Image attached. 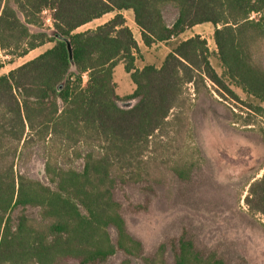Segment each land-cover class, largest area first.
<instances>
[{
  "label": "trees",
  "instance_id": "obj_1",
  "mask_svg": "<svg viewBox=\"0 0 264 264\" xmlns=\"http://www.w3.org/2000/svg\"><path fill=\"white\" fill-rule=\"evenodd\" d=\"M166 6L176 10L170 24ZM124 10L132 11L146 47L210 23L224 76L264 103V68L257 61L264 0H0L4 57L13 60L52 44L0 75V264H96L118 252L119 264H167L163 245L147 256L129 232L115 189L156 181L165 170L187 177L193 166L184 153L192 130L187 84L198 91L211 83L221 96L240 99L212 66L199 34L174 44L160 66L136 67L141 54ZM110 12L115 14L106 22L77 31ZM118 63L134 85L125 97L116 93ZM122 99L134 104L122 108ZM248 108L264 118L263 106ZM243 122L252 124L250 118ZM34 144L44 148L48 183L15 169L16 159ZM247 186V210L264 221V172ZM28 208L38 216H29ZM172 247L171 264H226L185 234Z\"/></svg>",
  "mask_w": 264,
  "mask_h": 264
},
{
  "label": "rangeland",
  "instance_id": "obj_2",
  "mask_svg": "<svg viewBox=\"0 0 264 264\" xmlns=\"http://www.w3.org/2000/svg\"><path fill=\"white\" fill-rule=\"evenodd\" d=\"M121 13L127 24L135 29L132 11ZM114 14L107 13L77 31L92 29ZM163 16L170 24L176 10L166 6ZM42 17L46 26L51 27L50 12L43 11ZM253 17L257 16L254 14ZM212 33L210 23L198 24L167 44L152 46L146 53L157 60L166 45L171 48L180 40L201 35L207 40L212 66L240 101L221 96L211 83L207 89L199 87L196 91L193 88L192 92L187 86L186 94L191 105L187 115L192 130L190 140L184 143V153L193 161L187 177L182 179L165 170L156 181L117 186L114 196L122 206L127 229L142 242L147 256L153 257L163 245V258L171 264L172 246H176L178 238L185 234L199 248H207L223 256L226 264H264V221L259 215L250 214L244 202L247 183L264 172V118L248 105L264 107V103L247 95L224 76ZM51 45L45 44L13 60L0 53V75L34 58ZM257 61L264 68V42ZM129 102L122 99L118 104L126 107L131 104ZM246 118H250L252 124H244ZM44 161L43 146L34 144L16 159L15 169L48 183L43 171ZM71 163L81 167L80 160L74 159ZM37 212L34 208L27 209L28 215L34 218L38 216ZM122 259L123 255L118 252L96 264H119Z\"/></svg>",
  "mask_w": 264,
  "mask_h": 264
},
{
  "label": "crops",
  "instance_id": "obj_3",
  "mask_svg": "<svg viewBox=\"0 0 264 264\" xmlns=\"http://www.w3.org/2000/svg\"><path fill=\"white\" fill-rule=\"evenodd\" d=\"M126 24H127V22H126ZM135 26H136V24H135ZM195 26H193V27H195ZM128 27L131 29V31L134 35V38L138 44L140 54H141V57L136 59V61H135L136 67L142 68L146 64H153L155 66H160L164 57L170 51L171 48L168 45H166L164 50L162 51V56L161 57L158 56L157 60H155V58H151L150 56H148V54L146 52L149 51V48H152V46H158V45H163V44H167V43H156V44H153L149 47H146L142 43V40L140 37V31H139L138 27L136 26V28H135L138 31V34L135 33L136 31L134 28H132V26L128 25ZM174 39L175 38H173L172 40H174ZM114 81L116 83V93L120 97H125V96H127L133 92L134 85L130 79L129 74L125 72L122 63H118L114 68Z\"/></svg>",
  "mask_w": 264,
  "mask_h": 264
},
{
  "label": "water",
  "instance_id": "obj_4",
  "mask_svg": "<svg viewBox=\"0 0 264 264\" xmlns=\"http://www.w3.org/2000/svg\"><path fill=\"white\" fill-rule=\"evenodd\" d=\"M129 103H131V104H129L128 106H126V107H122V108H129V107H131L133 104H134V101L133 100H130V102ZM120 106V105H119ZM121 107V106H120Z\"/></svg>",
  "mask_w": 264,
  "mask_h": 264
},
{
  "label": "built area",
  "instance_id": "obj_5",
  "mask_svg": "<svg viewBox=\"0 0 264 264\" xmlns=\"http://www.w3.org/2000/svg\"><path fill=\"white\" fill-rule=\"evenodd\" d=\"M45 11H46V10H45ZM45 11H44V12H45ZM187 86L190 87V90H191V92H192V90H193V85H192L191 83H189V84H187ZM192 94H193V93H192Z\"/></svg>",
  "mask_w": 264,
  "mask_h": 264
}]
</instances>
